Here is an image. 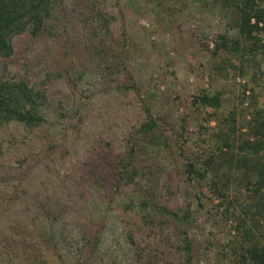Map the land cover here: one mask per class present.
Listing matches in <instances>:
<instances>
[{
	"label": "rangeland",
	"instance_id": "rangeland-1",
	"mask_svg": "<svg viewBox=\"0 0 264 264\" xmlns=\"http://www.w3.org/2000/svg\"><path fill=\"white\" fill-rule=\"evenodd\" d=\"M90 1L60 0L50 28L15 37L0 62L2 77L46 96L41 127H0V264H186L183 231L191 264H226L219 250L248 205L242 171L216 147L226 117L238 135L264 111V49L212 54L217 36H237L236 9L221 0H94L113 17L106 37L85 21ZM201 91L218 93L219 108L195 106ZM145 109L166 145L138 157L150 174L116 187L111 169ZM236 142L222 152L235 155ZM202 151L216 153L208 177L228 185V202L187 181L182 155ZM150 184L156 204L186 222L140 211Z\"/></svg>",
	"mask_w": 264,
	"mask_h": 264
},
{
	"label": "trees",
	"instance_id": "trees-1",
	"mask_svg": "<svg viewBox=\"0 0 264 264\" xmlns=\"http://www.w3.org/2000/svg\"><path fill=\"white\" fill-rule=\"evenodd\" d=\"M88 3V19L86 17L85 21L90 22V29L94 34L108 36L113 17L100 9L94 0ZM229 4L236 9L237 36H217L212 54L224 52L232 57H241L245 49L250 53L257 52L259 48L264 49L261 45V34L264 32V1L221 0L223 7ZM59 6L60 0H0V62L13 56L15 37L28 33L32 38H37L46 32ZM102 44L103 40L99 42V45ZM247 44L250 48L244 49ZM99 45L96 48H100ZM110 66L107 65V69L112 70ZM125 88L136 91L133 86ZM194 99L195 106H209L215 109L220 106L218 93L210 96L201 91ZM45 103V94L30 86L26 80L0 75V127L10 123L21 124L29 130L41 127L44 123L41 109ZM144 113L143 122L126 136L125 154L118 158L111 169L116 187L122 183L136 185V179L144 177L146 172L150 174L146 165H137L138 157L146 156L150 147L166 145L161 126L148 109H145ZM224 122L229 126V130L219 136L221 144L216 147V151L218 155L227 158L229 170L234 168L242 171L239 188L244 192L248 209L242 211L243 217L237 214L232 216L234 225L230 228V236L221 245L219 255L226 264H264V232L259 221L264 220V111L255 109L251 120L246 124V132L238 135L234 116L226 117ZM232 142H236V154L223 153V148L231 149ZM215 154L206 151L183 154V171L189 183L198 185L200 189L207 188L217 201L228 202V185L219 184L208 177ZM146 188L145 198L139 204L140 211L145 212V216L147 211L151 210L168 216L171 221L181 224L186 222L185 217L156 204L152 184ZM181 234V245L178 249L185 255L186 264H191L192 244L186 231ZM97 242L98 235L93 240L94 245Z\"/></svg>",
	"mask_w": 264,
	"mask_h": 264
}]
</instances>
